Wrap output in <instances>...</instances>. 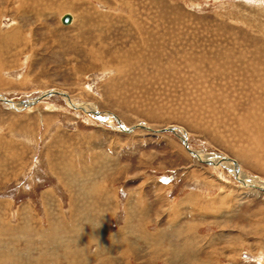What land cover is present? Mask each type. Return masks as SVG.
I'll list each match as a JSON object with an SVG mask.
<instances>
[{"label":"rangeland","instance_id":"rangeland-1","mask_svg":"<svg viewBox=\"0 0 264 264\" xmlns=\"http://www.w3.org/2000/svg\"><path fill=\"white\" fill-rule=\"evenodd\" d=\"M50 89L260 183L58 94L0 101V264H67L62 234L73 264H264V0H0V94Z\"/></svg>","mask_w":264,"mask_h":264},{"label":"water","instance_id":"water-1","mask_svg":"<svg viewBox=\"0 0 264 264\" xmlns=\"http://www.w3.org/2000/svg\"><path fill=\"white\" fill-rule=\"evenodd\" d=\"M62 22L63 23H69L71 20V15L66 13L62 16ZM51 94H58L61 95L64 100L66 101L67 104H69L72 108H78L80 110L83 111H87L89 112L92 116H94L95 118L99 119V120H108L109 114H111L112 118L117 122L118 127L121 130H124L126 132H130L132 131L134 128H146L148 130H153V131H157V132H161V131H168V132H172L174 135L177 136V138L184 143V145L186 146L187 150L190 152V154H192L195 158H198L199 160H202L206 163H210V164H214V163H219V164H223L226 168H228L231 173L234 175V177L241 183L245 184V185H252V186H257V183H260L259 180H255L253 177H243L240 175V170L237 166V163L235 162V160L233 159H229L224 155H220L217 154L214 155L215 157H217V159L215 158V160H210L207 159V156L203 155L200 151H197L195 149H192L188 140H187V135L186 133L181 130L176 128L175 126H166L160 129H152L149 126H146L144 123H136L133 124L131 126H124L122 124V122L120 121V119L117 117L116 114L110 112V111H99L96 108H90L88 110V107H86L85 105L89 106L87 103H83V102H74L73 100L70 99L69 95L67 94V92L59 90V89H50V90H46V91H42L40 92L38 95L29 98L27 100H23L20 102H14L12 99L6 97L3 94H0V101L7 104L8 106H10L13 109L16 110H21L24 109L28 106H31L32 104H35L36 102H38L39 100L51 95ZM106 112V113H105ZM226 162H229L228 165H226ZM264 188V186H263Z\"/></svg>","mask_w":264,"mask_h":264},{"label":"bare ground","instance_id":"bare-ground-1","mask_svg":"<svg viewBox=\"0 0 264 264\" xmlns=\"http://www.w3.org/2000/svg\"><path fill=\"white\" fill-rule=\"evenodd\" d=\"M102 3V2H101ZM33 9V8H32ZM22 14V20L23 19H26V15H24L25 13H21ZM66 14V13H65ZM64 14H62L61 15V17H60V21L62 22V16H63ZM73 22V17H72V15H71V20H70V22L69 23H63L62 22V24H65V25H67V24H71ZM19 37V36H18ZM26 39V38H25ZM18 44V43H17ZM72 99V98H71ZM88 105H90V107L91 108H96L97 109V107H96V105L94 106L92 103H87ZM86 106V105H85ZM88 108H89V106H88ZM106 113V112H105ZM111 114H109V116H110ZM108 120H109V118H108ZM177 128V127H176ZM181 129V128H180ZM181 130H183V129H181ZM184 144V143H183ZM186 147V146H185ZM208 158V157H207ZM210 158H212V157H210ZM210 160H212L213 161V158L212 159H210ZM229 164V162H226V165H228ZM238 166V165H237ZM240 170V169H239ZM240 175L242 176L243 174H242V172L240 171ZM220 176V175H219ZM244 176V175H243ZM93 187V186H92ZM190 205V204H189ZM46 207V206H45ZM130 207V206H129ZM170 208V207H169ZM145 209V208H144ZM177 209V208H176ZM46 210V209H45ZM178 210V209H177ZM47 211V210H46ZM179 211V210H178ZM49 212V211H48ZM47 212V213H48ZM174 212V211H173ZM140 213V212H139ZM214 213V212H213ZM50 214V213H49ZM88 215V214H87ZM86 215V216H87ZM46 216H48V215H46ZM130 216V215H129ZM196 216V215H195ZM173 217V216H172ZM48 220V219H47ZM91 221H93L92 220V218H91ZM194 221V220H193ZM76 222V221H75ZM87 222H90V221H87ZM175 222V221H174ZM170 223V222H169ZM52 225V224H51ZM59 225H60V229L62 228V224H61V222L59 221ZM59 225L57 224V226H56V228H59ZM172 225V224H171ZM189 225H191V224H189ZM55 227V226H54ZM66 227V226H65ZM65 227H63L62 229H65ZM104 228V227H103ZM78 229V228H77ZM53 230V229H52ZM117 231V230H116ZM53 232V231H52ZM58 232V231H57ZM64 233V232H63ZM104 233V232H103ZM50 234V233H49ZM48 234V235H49ZM54 237V236H53ZM59 237H64L65 239L64 240H60V242H59V244H62L61 245V247H63L64 248V252L62 253L63 254V256H61V257H58V258H56V263H58L59 261H61L62 262V260H64L65 261V263H67V264H73L74 263V261L75 260H77V256H79L80 254V251H78V247H77V249L75 248V247H73V248H75V249H73V248H69L70 247V245L71 244H73L75 241L77 242V240L75 239H71L70 237L68 238L67 237V235H63L62 234V236H59ZM80 238V237H79ZM55 239V238H54ZM188 241V240H187ZM208 243V242H207ZM56 244H58V243H56ZM66 246V248L67 249H69L68 251H67V249H65V246ZM89 248V247H88ZM84 249V248H83ZM82 249V250H83ZM182 249V248H181ZM30 250V249H29ZM85 250V249H84ZM166 250V249H165ZM28 251V250H27ZM67 251V252H66ZM84 252V251H83ZM89 252V251H88ZM164 252V251H163ZM27 253V252H26ZM54 253V252H53ZM86 253V252H85ZM51 254V253H50ZM215 255V254H214ZM81 256V255H80ZM80 256L78 257V258H80ZM189 256V255H188ZM152 257V256H151ZM154 257V256H153ZM17 258V259H16ZM15 259H16V261L18 260V261H23L22 260V257L20 256V257H16ZM28 258V257H27ZM52 258V257H51ZM29 260H30V257H29ZM41 260V259H40ZM73 261V262H72ZM79 261V260H78ZM77 261V262H78ZM38 262V261H37ZM76 263V262H75ZM24 264V263H23ZM26 264V263H25ZM31 264V263H30ZM78 264V263H77Z\"/></svg>","mask_w":264,"mask_h":264}]
</instances>
